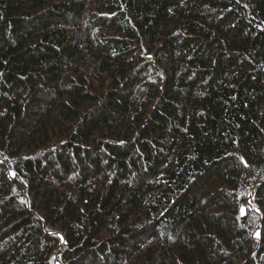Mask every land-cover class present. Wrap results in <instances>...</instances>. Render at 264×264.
<instances>
[{
    "label": "trees",
    "instance_id": "1",
    "mask_svg": "<svg viewBox=\"0 0 264 264\" xmlns=\"http://www.w3.org/2000/svg\"><path fill=\"white\" fill-rule=\"evenodd\" d=\"M0 264H264V0H0Z\"/></svg>",
    "mask_w": 264,
    "mask_h": 264
}]
</instances>
